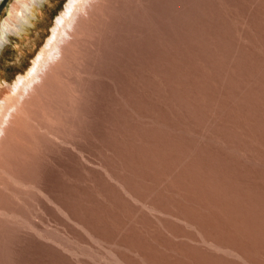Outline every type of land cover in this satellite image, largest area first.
I'll list each match as a JSON object with an SVG mask.
<instances>
[{
	"label": "bare ground",
	"instance_id": "1",
	"mask_svg": "<svg viewBox=\"0 0 264 264\" xmlns=\"http://www.w3.org/2000/svg\"><path fill=\"white\" fill-rule=\"evenodd\" d=\"M41 1L17 0L3 24V42L8 33L27 32L33 16L43 17L35 9ZM131 3L139 11L133 13L130 3V10L119 7L120 25L113 28L112 20L114 35L109 30L104 49L97 50L73 127L80 138L112 145L113 159L103 166L122 190L102 173L95 175V192L104 201L44 173L39 186L46 194L55 191L50 200L96 241L120 247L118 253L110 250L117 264H264V0H137L139 9ZM97 4L67 0L28 70L0 86V159L16 137V143L21 140V114L29 117L40 96L56 92L49 83ZM102 77L121 92L123 110L128 107L146 124L123 120L121 132L108 131L104 123L119 112L103 110L113 90ZM134 202L167 217L139 213ZM129 219L135 223L128 221L126 228ZM35 243L32 249L12 248L9 264H76L61 243Z\"/></svg>",
	"mask_w": 264,
	"mask_h": 264
},
{
	"label": "rangeland",
	"instance_id": "2",
	"mask_svg": "<svg viewBox=\"0 0 264 264\" xmlns=\"http://www.w3.org/2000/svg\"><path fill=\"white\" fill-rule=\"evenodd\" d=\"M129 1L130 0H104L105 2L104 3L103 0H98L99 4H97L96 8L99 9L97 11H99L98 13L100 17L97 16L98 13L96 12V8H94L95 11L93 9V12L92 11L90 12L92 14L89 13L88 15L89 18L86 16L85 21H83L85 22L84 27L82 25L83 23L81 24L80 27V29L82 28L83 29L82 30L79 29L81 32L82 31L83 32L82 33L80 31L77 32V34L75 35V37H77V41H75L76 38L73 37L72 40L74 41L71 40L72 43L70 42V45H68V49L66 50L68 52H65L66 54H64L67 57L63 56L64 59L62 58L64 61L63 60L61 61L59 67L63 66L64 71L61 70L62 68L58 67L57 68L58 71L56 70L55 72L56 78L58 80L56 78L54 79L53 77L54 81L51 80L49 83L52 86L49 85L50 87L48 86V88H51V90H54L56 92L52 93V91L50 92V89L47 88L46 91L47 92L49 91L50 93L49 94L44 93V94L49 96L42 95L43 98H41L40 96L38 102L39 104L38 103L36 104L41 108L35 106V109L33 110L34 113L33 112L28 113L30 115L29 116L30 118L31 115H32V119L37 118L34 119V121H36V124L34 121H32V119L28 117L27 113H25V115L24 113L21 114L23 119L20 115L19 120L22 119L23 121L21 120L20 122L22 125L18 123V126L21 125L22 127V128L19 127L18 130L20 131L23 128H26L22 130V132L24 133L18 131L19 133L17 135H19L20 137L19 139L21 140L20 142L16 143L15 141L17 139L16 137L14 142L11 144L13 146H10L11 148L8 149V152L10 151V153L8 152L7 154L5 153V155L0 159V164H1L0 165V264H9L10 261H8L9 260L8 255L10 254L9 252L11 251L12 248L21 249L22 247L18 245L23 246V248H26V246L28 245L29 247L31 246L30 248L32 249V247L34 246V242L40 244L50 243L53 246L56 245V242L61 243L62 245L70 249L69 252L71 253H69L68 251L65 252H68L67 254L76 264H111V263L117 264L116 263L117 260H115L116 257H113V255L115 254L112 255L110 253V250L111 252L114 251L113 253H118L121 248L116 246V244L114 245V243L109 244L101 240L96 241V239H94V237H91V234L87 233V231L84 230V228H82V226L77 221H75L73 218L72 219L69 218V216L64 211L62 212V210H60V208L57 207L56 204L52 202V200H50L49 197H54L57 194L55 191H48V193L46 194L45 191L39 185H40V177L44 173L48 176H51L53 179L57 180L56 182H58L59 184L61 185L64 184V186L66 185L67 187L69 186L71 189L72 188L73 190L75 189V191L76 190L83 192L92 191L93 193L97 191L98 182H96L95 175L98 173L97 175H99L100 177H102L101 175H103V177L105 176L104 178L106 180L108 179L109 182H114V184L117 185V188L121 189L120 186H118L119 183L114 179L111 180L112 178L109 176V174H106V171L104 170L105 168L103 166L106 164L108 160L113 159L111 158V156L114 155V150L112 151L113 149L112 145H110V143H107L108 141L104 139L101 140L98 138H94L91 139L90 142L85 138L82 137L80 138L79 136L76 135L75 131H73V127H74L75 119L77 120L76 117L79 116L78 110H80L81 108L80 94H82L81 91L85 86L83 84L86 83L85 81L89 78L88 76L91 75V72H88L92 68L91 66H93L94 68L95 67L94 63H96L95 61H98L99 59V58L97 59V55L101 53L100 52L99 54H97L98 53L97 50L104 49L105 42L103 40L109 39L106 37V35L110 33V35L113 37L115 29L118 28L117 23H119L120 25L119 21H121V16L118 15L119 14L121 15V13L118 14L117 12L120 11H117V9L119 10L120 8H122L121 10H123L127 6L126 8L127 10L131 6L132 4L131 2H133L134 5L137 6V3L135 4L137 0L135 1L131 0L130 2ZM66 2L67 0H42L39 4L35 6V9L38 12L43 11V17L42 15L39 14L33 16L31 24L28 25L29 29H27V32L21 35L16 33H8L7 35L8 39H6L4 42L2 41L3 24L8 14L10 13L11 8L17 5L16 4L17 0H4L0 4V86L4 87L6 83L13 84V81L15 80V77L17 75L23 74L28 70V68L31 66L33 58L37 56V53L39 52V50H41V47L45 44L46 39L50 36L53 22L55 18L59 15V13L65 8L64 5L66 4ZM122 2L123 4L126 5L123 6ZM98 5L101 7H99ZM103 6L104 7L110 6L109 11H104L105 8H106L105 10H108V8L107 7L104 8ZM133 8L134 10H132ZM137 8L139 9L138 6ZM130 9L132 10V12L134 11L133 13H137L139 11L137 10V12H135L136 9L135 6H131ZM100 12L102 13V15ZM105 12H107V14ZM94 14H96L97 17ZM90 15H94V16H90ZM106 16L108 19L105 18ZM117 16L120 18L118 19ZM87 19L89 20L90 23L88 22ZM92 19L93 21H91ZM105 19L106 21L107 20L108 21L105 22ZM109 19L110 21L114 19L115 22L114 21L109 22ZM96 21L98 24L96 23ZM113 22L114 24L117 22L116 23L117 27H115L116 25L114 26L113 24L114 27L113 26L112 27L115 29L112 28L110 29L111 24ZM88 23L90 25H88ZM85 24H87V26ZM91 24L92 25L95 24L94 28ZM90 29L94 31L91 30V33L90 31H87ZM109 30L111 31L109 32ZM92 32H95L96 34ZM37 33H40V35L37 36ZM80 33L81 36H83L82 39ZM110 35L108 36L111 39ZM27 37L31 38V40H29V44H26ZM104 37L106 38L102 39ZM34 39H37L35 44L32 42V40ZM76 43L79 46H76L75 45ZM102 43L104 44L103 46H101ZM81 45L82 47H80ZM100 46L103 48H101ZM69 50H71L70 52H72V54L74 52L73 54L74 56L70 55ZM98 51H102V50H98ZM67 53L69 54V56ZM93 57L95 58V60L93 59ZM67 59L70 63H66L67 61L65 60ZM64 62L66 63V66H64L65 65ZM59 70L62 72V74ZM61 77H64L63 78L64 81H62L63 79ZM60 78L62 79L61 81ZM99 79H101L104 83H106V85L105 84L103 85L105 87L108 86L109 91L111 89L112 90L115 89L114 87L112 88L113 85L111 84H113V82H111L112 80L110 77L108 80L104 78L105 81L103 77ZM61 83H63L64 85ZM54 84L57 86V88L55 87ZM54 87L56 90L54 89ZM118 92L119 91L116 90L111 91V94L113 95V96L111 95L112 98L106 99L103 102L104 105L103 110H106L107 113H113V111H115L116 113L114 114H117L119 112L118 116H116L115 121L113 120L108 122L106 121L104 123L105 127L108 128V131L111 134L113 133V130L116 133L121 132L120 127H122L121 122H123V120L131 121V123L133 122L135 124L133 126H136L137 123L139 122L138 120H140L133 113H132L133 116L130 115L131 113H129L130 110L128 107L124 108L123 110L122 107H126V106L123 103L122 105L120 104L122 102L120 100L121 98L120 95L122 94L120 92V94L118 95ZM44 96L53 99L49 100L48 98L47 100L46 97ZM113 97L116 100H113L114 99ZM110 101L116 103L119 102V103L116 104ZM42 102L43 105H41ZM75 104L76 106H74ZM47 105L49 106V109ZM79 105L80 107L78 108ZM42 108H44L45 110ZM121 111L123 112L121 113ZM76 112L78 113V116L76 115L77 114ZM128 113L130 116L128 115ZM122 115L125 116L123 117ZM40 116L43 118L41 119ZM125 118H128V120ZM131 118L134 119L132 120ZM43 119H45V121ZM117 120L118 123L120 122L119 123L120 125H118ZM135 120L138 122L136 123ZM41 121L42 123L44 122L43 125ZM113 122H116L117 124ZM146 123L141 121V125ZM138 124H139L138 126L142 127L140 125V122ZM33 125H35V127ZM43 127L44 128L46 127L44 131H43ZM114 128H116L117 131ZM40 130L42 132H39ZM34 132L35 133L37 132L36 134L38 136ZM39 133H41V135ZM21 136H25V137L21 138ZM95 142L97 143V145L95 144ZM105 146H107L108 148H106ZM78 148H81V150ZM100 160L102 162H100ZM100 173L102 174L100 175ZM122 192H123L122 195L125 196L126 199L129 198V196L126 193H124V191ZM93 194H95L96 195L95 197L99 198V200H103V201L105 200L104 196H102L101 194L98 193L99 195H97V192ZM124 194H126L127 197ZM142 203L134 202V205L138 207L139 213H149L151 216L153 215L152 217L158 216V219L160 216H163L160 218L167 217L166 214L164 215L158 212L155 213L153 210L150 213L151 209H147L148 207L144 203H143L144 205ZM153 213L155 215L160 214V216L159 215L155 216ZM155 219L158 221L157 218ZM73 220L78 224L75 223ZM130 220L131 219L126 221V223H128V225L125 224L126 228L129 226L128 221ZM130 222H132L130 223L131 226L134 222L133 219ZM120 232L122 233V231ZM28 239H32L33 241ZM17 240L20 242L18 243ZM26 240L29 241V243H26L27 242ZM30 241L31 243L33 242L32 243L33 246L30 244ZM98 241L99 242L101 241L100 242L101 244ZM22 242L25 243V245H23ZM116 248L118 249L117 250L118 252L116 251ZM111 259H113V261Z\"/></svg>",
	"mask_w": 264,
	"mask_h": 264
}]
</instances>
